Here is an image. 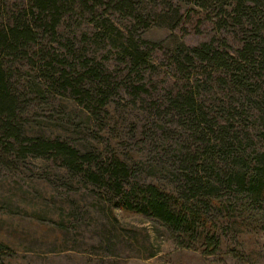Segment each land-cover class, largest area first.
Listing matches in <instances>:
<instances>
[{"label":"trees","instance_id":"obj_1","mask_svg":"<svg viewBox=\"0 0 264 264\" xmlns=\"http://www.w3.org/2000/svg\"><path fill=\"white\" fill-rule=\"evenodd\" d=\"M115 1L134 10L131 0H0V153L54 156L109 194L114 206L157 221L181 243L214 246L221 217L264 212L262 11L258 3L243 0H237L233 13L223 10L232 20H250V30L242 26L247 35L242 46L236 53L210 43L178 47L169 57L174 86L163 97H152L141 94L148 93L144 74L153 62L151 50L131 37L121 42L104 16ZM220 4L203 0L200 7L214 10ZM87 13L94 28L79 41L73 33L60 32L63 21ZM89 41L99 47L112 43L125 64L120 77L88 52ZM20 61L37 71L26 90L40 96L68 94L82 105L90 127L111 120L106 107L111 97L125 93L133 102L142 100L153 117L144 132L157 160L150 169L169 179L170 186L140 182L136 174L144 162L128 163L115 150L103 153L90 144L81 150L66 140L25 137L18 123L19 83L12 80Z\"/></svg>","mask_w":264,"mask_h":264},{"label":"rangeland","instance_id":"obj_2","mask_svg":"<svg viewBox=\"0 0 264 264\" xmlns=\"http://www.w3.org/2000/svg\"><path fill=\"white\" fill-rule=\"evenodd\" d=\"M131 1L132 12L115 1L104 16L121 42L131 37L151 50L153 62L144 74L148 93L142 91L143 96L163 97L174 86L169 60L173 50L210 43L236 53L247 36L242 26L251 29L246 17L232 20L223 15V10L233 13L237 0H220L222 4L214 10L201 8L203 0ZM243 1L258 3L264 21V0ZM59 28L79 41L94 25L87 13L63 21ZM89 43L88 52L106 71L120 77L125 64L112 43L100 47ZM15 67L18 71L12 80L18 81L20 90L16 94L18 123L25 137L66 140L81 150L89 144L102 152L115 150L128 163L144 162L145 168L136 174L140 182L170 186L169 179L150 169L157 160L144 132L153 117L142 100L133 102L125 93L111 97L106 104L111 120L99 128L90 127L85 110L73 97L61 92L40 96L26 90L37 71L26 61ZM109 199V194L93 187L83 175L72 174L54 156L0 153V264H264V212L221 217L215 224L219 243L207 247L181 243L157 221L122 210Z\"/></svg>","mask_w":264,"mask_h":264}]
</instances>
